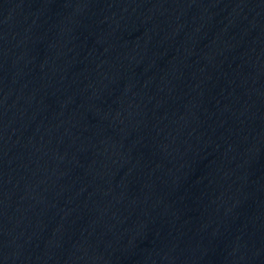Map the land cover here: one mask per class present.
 Wrapping results in <instances>:
<instances>
[{"label": "water", "instance_id": "water-1", "mask_svg": "<svg viewBox=\"0 0 264 264\" xmlns=\"http://www.w3.org/2000/svg\"><path fill=\"white\" fill-rule=\"evenodd\" d=\"M0 264H264V0H0Z\"/></svg>", "mask_w": 264, "mask_h": 264}]
</instances>
